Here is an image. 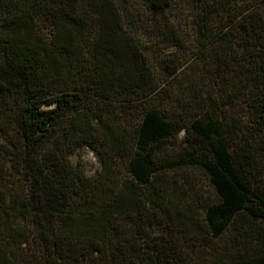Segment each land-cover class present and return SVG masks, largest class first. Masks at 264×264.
Returning a JSON list of instances; mask_svg holds the SVG:
<instances>
[{"label":"trees","instance_id":"trees-1","mask_svg":"<svg viewBox=\"0 0 264 264\" xmlns=\"http://www.w3.org/2000/svg\"><path fill=\"white\" fill-rule=\"evenodd\" d=\"M175 1L0 0V264H264V0Z\"/></svg>","mask_w":264,"mask_h":264},{"label":"rangeland","instance_id":"rangeland-1","mask_svg":"<svg viewBox=\"0 0 264 264\" xmlns=\"http://www.w3.org/2000/svg\"><path fill=\"white\" fill-rule=\"evenodd\" d=\"M183 4V0H176L175 6L177 8H181ZM171 14V13H170ZM154 46V45H153ZM154 52L155 47H151ZM160 53L170 54L172 53L173 48H167L164 44L158 49ZM98 122L97 119L94 120L93 124ZM82 124V121H80ZM67 129H70V123L66 124ZM85 127L83 123L82 128ZM103 127H96L95 129L84 128L80 131V133H75L73 130V134L69 133L67 137L60 135L56 139V144L58 146H62L68 152V157L71 164L75 168L81 169L85 176L93 177L97 175L102 169V162L98 155L97 148H100V139L102 138V132H104ZM95 137H93V133ZM197 176L200 180V183H203L202 175L195 170Z\"/></svg>","mask_w":264,"mask_h":264}]
</instances>
